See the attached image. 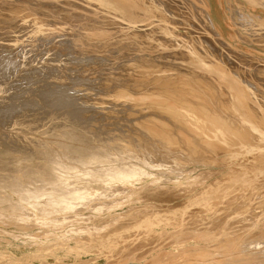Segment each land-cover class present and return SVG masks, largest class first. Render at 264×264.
<instances>
[{"label":"bare ground","instance_id":"bare-ground-1","mask_svg":"<svg viewBox=\"0 0 264 264\" xmlns=\"http://www.w3.org/2000/svg\"><path fill=\"white\" fill-rule=\"evenodd\" d=\"M36 1L37 0H0V6L4 9V11H6L5 14L7 13L6 19L0 17V32L6 31V35L8 36V34L13 33V25H16V23L14 24V22H17V19H22L23 21H25L27 20V18L31 19L29 17L32 16L35 18V16H37V14L39 13L38 6H36L38 5V3ZM40 1L41 0H39V2ZM87 1H70V5H74V7L71 6L73 12L70 13H75L76 15L78 14L77 16H80L79 14H81V12L82 14L85 12L84 15L89 14L90 16H94L96 14L97 16L95 15V18L97 19V17H100L102 12H104L109 16L105 14L106 16L101 17H108L109 21L108 19L107 21L105 20L106 23H102L105 26L99 25L100 27H98L97 23V26H95V23H91L90 20V23L92 25L94 24V27L92 28L93 30L91 29L92 31H89L90 33L86 34L85 37H87L88 35L90 38L93 36L91 39L97 38L98 40V38H103L105 41L106 36H108V33L110 32V29L109 31L107 30L108 27H112L115 24H125L123 32H125L126 35H124L123 33L121 34L126 36L127 40H139L140 42L139 38H142L144 39L143 41L147 40L146 42L149 43L150 46L148 47L151 49L146 46L147 48L145 47V51H143L144 49L139 50L141 51L139 52V57L137 56L138 53L135 54L133 52L137 56V58L134 57L135 59L133 58V62L131 61L132 63L129 64V66L127 65L128 71L126 73H124L123 71L119 72V70H121L122 68L125 69L124 63V65H121V69L118 67L119 70H115V72H112V74H109L111 72H108V74H105L104 72L102 73V69L101 73H99L98 71V75L93 76V78L97 77L95 81L97 85L99 84V86H101L103 90H106V92H101L107 93L109 94V96L100 95L99 97L97 94V96L94 95L93 91L95 89L92 90L91 88L92 86H94V83L91 82L94 81L93 79L82 81L86 85H84L85 87L81 85L80 88H86L85 90H87L86 93L88 94L84 99V97H82L80 94H77L79 93L77 91L76 95H78V98L81 96V100L72 99V96L70 95L72 94L70 93V89L69 91L67 90L58 94L56 93L50 100L43 99L44 97L42 98V94H40V99L42 98L41 100L38 99L37 101H31V98L29 99L28 95H33L37 87H29L30 89H28V92H25L24 96L21 97V99L23 98V100L20 99L21 103L24 102L23 104L28 105L33 103L38 105L40 104L39 107L42 113H45L46 109L44 110V108H47L48 110L54 109V111H56L57 109L63 110L56 112L57 114H59V116L64 115V113L66 112L71 113L73 115V118L82 116V118L80 119L81 121L77 120L79 119L78 117L76 119L74 118L75 120H71L69 122V124L71 123V126L69 125V128H67L66 131H63V134H65L66 136L69 135V137H74L77 142L84 141L85 143L88 142L89 144H91L90 141H93L97 142L99 145L97 147H93L95 145L94 144L92 145V147L91 145L89 147L88 144H85V146L81 144L75 145V143H73L74 146H64L69 147L68 149L69 151H71V153L77 154L80 150L86 153V156L84 155L81 158H83L84 166L87 167H84L83 170L82 168H78L80 169V171L77 173L74 172L75 174L71 172L73 176L70 178H68V176L66 178L61 173H56V170L50 176H47L43 173L41 174V172H39L40 169H37L38 166L35 168L37 164L34 163V154L32 153L30 155L28 154L29 152H22L24 151L23 149H21L19 146L13 145V149L18 150L19 154L17 153V155L15 156L16 159L11 162L12 167L10 169L14 171L13 173L17 176L18 179L14 182L6 181V178L5 180H0V182H2V184L0 183V189L2 188L0 190V220L1 218L2 220L9 219L7 220L8 223L10 222L15 227L17 226L18 228H23V230L29 231V229L31 228L35 229L34 223L36 221H38L37 223H40L39 220L41 219L43 221L45 220L46 222L47 218L55 212L58 214H62V217L60 215V217L62 218L60 222L63 221L64 223L71 218H75L77 220L81 219L80 216L84 214V211H90L89 213L95 212V214L104 212V215L101 216V213L100 215H96V217H92L94 219L89 220L93 222L94 226H96V223H102V225L107 224V226L111 225L110 227L115 228V231H111L113 232V234L106 235V233H108L106 232V236L103 235L104 232H101V230L105 229L103 226V229H97V231H100L101 233H89L85 238H81L83 236H79L77 239L75 238L77 243L72 239L73 241H75L77 247L68 249L67 253H69V256L72 252L77 253L76 255H79V253L85 254V252L89 251V249H95L100 252V254H106L105 256L108 259V262L106 264H264V90H262L264 86L263 84H258L260 83L258 82L259 80L256 81L257 78L260 79L261 77H264L261 76L262 74H264V65H262V62L264 61L252 55V53H250L249 55L240 51L236 47H233L230 42L224 38L221 30L216 25L210 14L209 0H188L191 6L194 8V12L190 10L191 18H197V21H199V23L196 25L202 26L204 31L207 33L206 36H203L201 34L203 37H200L199 40H196L195 38L181 39L179 38L180 35H178V32L176 31L178 28L176 29V27H172L173 25L171 24H176L177 21L173 22L175 21L173 20L171 23L170 21L172 18L170 19V15L171 12H176L175 9L178 10L179 7L176 8L177 6L175 7V5L179 4L174 5V3L172 2V6L175 7V9L171 11V9H169L170 6L163 5L161 3V0H101L103 5H101V10L98 7V9L101 11V14L98 15L100 12L98 10L95 11V8L92 10V12H94L95 14H92V8H88V4L91 1ZM184 1L181 0L182 3H184ZM242 1L243 3L237 1L234 5L232 0H227V6L232 16L231 18L238 27V30H236L237 38L242 43L244 42L247 45L249 44L254 46L253 49L255 50L258 49L264 51V18L262 16H256L251 12L252 10H257L258 8L264 10V0ZM32 2H36L37 4L34 5L35 3ZM43 2L41 1V5H43L46 1L44 3ZM51 2L53 3V1ZM57 2L58 1H55V3ZM177 2L178 0L176 1V3ZM60 3L61 1L59 0V4ZM48 4L50 3L48 2ZM59 4L58 6H60ZM186 5L185 7H187ZM92 6L95 7L96 5ZM42 8L41 11L44 12L46 8ZM47 10L48 9H46L45 11ZM49 11L46 12L47 15H49ZM66 12H64L63 10V12L60 14L64 13L63 15H65ZM178 12L176 14H178ZM180 12L182 13V11ZM69 14L66 13L67 17ZM52 15L55 17L54 14ZM57 15L59 14L57 13ZM76 15L74 17L75 19ZM43 17L46 16L44 15ZM72 17L73 16H70V18ZM250 17H253L254 20H251ZM38 18L39 16H37L32 23V25L34 24V30L32 29L34 32L32 31L31 34H33L34 36L37 35L36 33L38 32L37 30L39 29V27L50 28L49 23H45V25L41 22L42 17L40 18L41 21H39ZM55 18L57 19V17ZM79 18L77 20L81 19ZM83 18H85V16ZM88 18L86 15L87 20H89ZM95 18L92 20L96 21ZM176 18L173 17V19ZM156 19L158 20L155 21ZM57 20L58 22L61 21V19ZM71 20L73 21V18ZM98 20L99 19H97V21ZM101 20L103 21L104 19ZM48 21L49 20H47L46 22ZM83 21L85 22L86 20L80 21V24H82ZM102 21L99 20V24ZM187 21H185V23ZM193 21L195 22V20ZM12 22L13 25H11V28L10 23ZM21 22H18L16 26H19V24L22 25ZM25 23L22 25V27L29 24ZM72 24H74V22H72ZM32 25L30 24L31 27ZM61 25L63 24H60V26ZM75 25L77 26V24ZM85 25L87 26V21ZM138 25L141 26L139 27ZM67 26L70 29V25ZM106 26L108 27L105 28ZM118 26L116 25L115 27ZM22 27H20V30ZM62 27H64V25L61 26V28ZM149 27L152 29L150 30ZM183 27L185 26H182L181 28L183 29ZM190 27L186 26V28L188 29H185V31L187 32ZM193 27L194 25L192 26V28ZM61 28H59L58 30H60ZM65 29L62 28V31H65ZM86 29L89 30L90 28L88 29L87 27ZM116 29L118 30V28ZM82 30L81 32H83ZM87 30H85V33ZM193 30L196 31V28ZM70 31L72 30L70 29ZM120 31L122 32V30H119L117 32L120 33ZM22 32H24V30H22ZM114 32H112L114 35L119 36ZM196 32L201 33V31ZM196 32L194 33L197 34ZM13 34L16 35L15 33ZM18 34L17 36L20 35ZM155 34H159L157 36L161 37L162 42L156 39V41L158 40L157 42L159 43V45L153 47L154 44H157L156 41L154 43L151 42V37L153 35L156 36ZM30 37H32V35ZM114 38L116 37L114 36L113 39ZM10 39H12V37ZM95 39L93 41H96ZM124 39L125 38H123V41ZM0 40H2V37L0 38ZM16 40L17 38L13 39V41ZM109 40L110 39L108 38V44L110 43ZM39 41L41 40L39 39ZM89 41L92 42V40L90 39ZM125 41L123 42V44L125 43ZM135 41L132 42H134L135 44ZM143 41L141 40L140 42L142 48ZM148 41H150L151 43ZM115 42L117 41H114V43ZM137 42L138 41H136V43ZM0 43V47H4L6 45L4 44V42ZM130 43L129 45H131ZM117 44V47L121 46L120 43L119 45ZM103 46L106 47L107 45L103 44ZM137 46L134 47H140V45L138 44ZM75 47H72V57H66L67 60L64 63L62 62V65H66V63H69V61L76 62V67H78L77 71L80 72V75H84L85 73H87V69H90L91 67L103 68L105 66L103 65L105 61H108V59H105L107 57L103 58L102 60L96 59L97 61H94L92 59L94 62L92 61L91 63L90 57L87 60L83 61L76 60L77 57L80 56L78 55V52L80 50H76ZM109 47L111 49V46H108V48ZM113 48L115 49V47ZM153 48H158L157 51L161 53H159V55H152L153 51L151 50H153ZM91 49L94 50L95 48ZM49 51H52V49H50ZM157 51L156 53H158ZM129 52L127 53L128 55ZM107 54L106 56L109 55ZM122 54L124 53L122 52ZM166 54L170 55L169 59H167ZM60 55V50L56 49L53 55L55 57V60H58ZM76 55L78 56L75 57ZM100 56L101 58L104 57V55ZM112 56L108 58L112 59ZM25 58L27 57H21L17 60H21L23 63H25L27 62ZM116 60H118V58ZM61 61L62 59L60 60V62ZM162 62H164V68L161 67L163 65ZM115 64H117L115 65L117 67L119 62ZM55 65L56 63L51 66V69L57 70L58 66ZM73 72L76 73V71ZM93 73L92 75L95 74ZM59 74L62 75L61 73ZM77 76L79 77V75ZM82 78L84 77L82 76ZM50 79L54 80L51 77ZM38 80L40 81V79ZM60 81H57L56 83L58 84V82ZM72 81L75 82L74 80ZM41 82L44 83L43 81ZM89 82L91 83L89 84ZM42 83L41 86H43ZM46 83H44V85L48 84L49 87H52L53 85L49 82L47 84ZM70 86L72 87L74 85L72 84ZM57 87L59 88V86ZM84 88L82 90H84ZM110 88L113 90L108 91L107 89L110 90ZM77 89L81 91L79 88ZM51 90H55V88ZM72 90L74 89L72 88ZM90 90H92L95 97L90 96ZM49 91L50 90H47V93ZM74 92H76V90H74ZM95 92L98 93L97 90ZM82 98L84 100H82ZM17 100L18 98L16 99L15 104L12 103L11 105L10 101L12 100L8 101L10 103L6 109L7 113L17 112V104L20 103H17ZM89 108L94 109V111L96 110L97 112L95 114L93 112L91 119H88L90 115H83V111L88 110ZM73 109H78L79 112L76 113V111H74ZM51 111H46V113H51ZM107 111L113 113L114 118L117 117L115 115H118V117H120L118 119L119 123L117 122L118 124L112 122L114 121V119L112 120V118L111 122L105 120L108 119L106 117L108 113ZM99 112L102 113V121H98L101 119H98V116H96L97 114H99ZM10 116H14V114ZM67 120H65V122H68ZM94 121H96L97 124L94 123ZM81 122H83L84 124L82 125ZM91 122L94 123V126L92 124L93 128L96 127L95 124L97 125V127L91 129ZM65 125H67V123ZM87 127L91 130L87 131ZM31 140L33 142L27 145L29 146L28 148L33 151L38 138ZM66 143L70 144L67 141ZM51 148L61 149L60 146L55 147L53 145L51 146ZM11 155L9 154V156ZM8 163L10 165V162ZM90 164H93V166H90ZM48 166L50 167V164ZM68 166L70 167V163ZM192 166L193 168H197L196 171L192 172L191 170L192 173H190L189 169L185 170L186 168ZM59 171L60 170H58V172ZM65 173L68 174V172ZM216 174L220 175L222 178L210 184L207 181L208 178L210 179V177ZM35 179H38L39 181H42L50 186V189L48 188L50 192H47V194L43 192V194L45 193L44 195H39V193L37 194L36 192L34 195H31V191L26 190L24 187L26 183H30ZM103 185L106 186V188L112 193L111 196H109V194L107 193L109 197H112V199L110 198L111 202H108L110 200L106 197L107 195L104 194L105 191L103 193H99L98 187H101ZM3 189H9V193H11L12 191L20 193V198L18 197L19 200L17 199L18 201L15 202H13L14 200L8 201L9 196H12H8L7 190L3 192ZM36 190L38 189L36 188ZM17 193H15V195ZM150 200L153 202H151ZM149 201L151 203H148ZM174 202H176L177 204L182 203V205L180 207H172L171 209H169V207L172 206ZM141 203L144 204L143 207H141L142 205L140 206ZM163 208H168V210H164ZM118 211H121V214H117ZM30 214H32L33 217ZM53 215L50 216L52 219ZM41 216H45V218ZM55 216H57V214ZM63 216H65V218ZM60 217H57V219H61ZM81 220L83 221V219ZM53 221L54 219L52 220V223ZM6 222L4 221V224ZM84 222H81V224ZM37 223L36 227L38 226ZM73 223L75 222L72 219V224ZM4 224H1L0 226ZM46 225L50 226V223H46ZM46 225H43L44 227L42 226V228H45ZM63 225L66 226V223ZM50 227H48V229ZM68 227L69 226H67V228ZM62 228L64 229V227ZM106 228L109 229V226ZM58 230L62 231L60 230V227ZM82 230L84 231V228ZM13 233L15 235V232ZM79 233L81 234L82 232ZM2 234L4 235L5 232ZM7 234H5L4 236H6ZM38 234L37 237L39 236ZM46 234L50 235V233ZM12 235H10L11 237H13L12 239L16 238ZM43 235L40 234L41 237H43ZM66 235H68V233ZM31 236L33 238V235ZM47 236L48 235H46V237ZM54 236L55 235H53V237ZM37 237L35 239H37ZM49 239L50 238L48 236L47 241ZM53 239L56 238L54 237ZM69 240L71 243V238ZM69 240H67L68 243ZM67 241L64 242L67 243ZM64 242H62V244ZM61 246V250L65 248H61ZM53 248L51 250H53ZM55 249L56 247L54 248V251L57 252L58 249ZM45 250H48V248H45L43 250L41 249V252ZM49 252V255L50 253H53L52 251L50 253ZM92 253H94V255H97V253L95 252ZM67 255L68 254H66V256ZM89 255L91 256L92 254ZM38 256L41 257L40 259L42 260L45 258H43V256H40L39 254ZM50 256H52V254ZM86 256L88 255L86 254ZM4 257L3 260H5ZM80 257L82 256L80 255ZM7 258L6 260H8ZM77 258H79V256H77ZM62 260L64 261V259ZM20 261L21 259L18 262H15V264L20 263ZM29 261L30 259L26 258L23 262H25L24 264H29ZM60 261L57 260V263H59ZM89 261L84 263L79 262V264H89ZM96 262H94V264ZM11 263L12 262H9V264Z\"/></svg>","mask_w":264,"mask_h":264},{"label":"rangeland","instance_id":"rangeland-1","mask_svg":"<svg viewBox=\"0 0 264 264\" xmlns=\"http://www.w3.org/2000/svg\"><path fill=\"white\" fill-rule=\"evenodd\" d=\"M17 1V0H16ZM22 1H27V0H22ZM35 1V0H34ZM42 2H43V0H41ZM41 1L39 2V0H37L36 2L38 3V5H36L37 3L36 2H32V3H35L34 5H36V6H38V14H37V16H39V21H41L43 24H48L49 23V25H50V28H43V27H39V29L37 30L38 32L35 34L36 36H34L33 34H31L32 33V31L34 30L33 28V26H34V24L32 25V23H33V20L37 17V16H35V18L33 19L32 17H29V18H31V19H28L27 18V20H25V21H23L22 19L21 20H18L17 19V22H14V24L16 23V25H17V23L19 22H21L22 23V25L25 23V22H27V23H25V24H28V25H24L23 27H22V25L21 24H19V26L20 27H22L21 28V30H20V27L19 26H16V25H13V22L12 23H10V26L11 25H13L14 26V28L12 29V32L13 33H15L16 35H14L13 33H10V34H8V36L6 35V31L5 32H3V31H1L0 32V38L2 37V40H0V42H4V44H6L4 47H0V77H1V79H0V136L2 137H0V180H5V178H6V181H10V182H14V181H16L18 178H17V176L13 173L14 171L12 170V169H10L11 167H12V163L11 162H13V160H15L16 159V155H17V153L19 154V151L18 150H15V149H13V145H15V146H19L21 149H23L24 151H22V152H29L28 154H34V163H36V164H34V165H36L35 166V168L37 167V169L39 170V172H41V174L43 173V174H45V175H47V176H50V175H52L53 173H54V171L56 172V173H61L63 176H65L66 178H67V176H68V178H70V177H72L73 175H72V173H77V172H79L80 171V169L82 168V170H83V168L84 167H87V166H84V164H83V158H81L82 156H86V153H84V152H82L81 150V152L80 151H78V153L77 154H75V153H71V151H69V147H64V146H68V145H73L74 146V144L73 143H75V145H79V144H81V145H87L88 144V146L90 147V145H91V147H92V145H94L93 147H97L99 144L97 143V142H93V141H90V143L91 144H89L88 142H82V141H76V139L74 138V137H72V136H70L69 137V135L68 136H66L65 134H63V131H66L67 130V128H69V125L71 124H69V122L71 121V120H75L77 117L79 118V119H77V120H79V121H81L80 119L82 118V116L80 117V116H77V117H74L73 118V115L71 114V113H68V112H66V113H64V115H60L59 116V114H57L56 112L57 111H63V110H56V111H54V109L51 111V110H48L47 108H44V110H45V113H46V111H51V113H42V111H40L41 109H40V107H39V105L38 104H35V103H33V104H23L24 102H20L21 100H23V98L21 99V97L22 96H24V94H25V92H28V89H30V88H35V87H37L36 89H35V91H34V94L33 95H28V98L30 99L31 98V101L32 100H34V101H37L38 99L39 100H41L43 97V99H45V100H50L51 98H53V96L57 93H61V92H65V91H69L70 89V93H74L73 95L72 94H70L71 96H72V99H76V100H81L80 98H81V96L82 97H84V99H85V97H86V95L88 94V93H86V91L87 90H85L86 88H84L85 86L84 85H86L85 83H83L82 81L84 80V81H86V80H88V79H93L94 81H91L92 83H94V86H92L91 88H92V90H94L93 92H94V95H98L99 97H100V95H102V96H109V94H107V93H103V92H101V91H104V92H106V90H103L102 88H101V86H99V84L97 85V83L95 82L96 81V79H97V77H94L93 78V76H97L98 74H97V72L99 71V73H101V71H102V69H103V71H102V73L104 72L105 74H108V72H111V73H109V74H112V72L114 73L115 72V70H119V68L121 69L122 68V66L121 65H124V63H125V69L124 68H122L121 70H119V72L121 71H123L124 73H126L127 71H128V69H127V67L129 66V64H131L132 62H133V58L135 57V58H137V56L139 57V52H141V51H139V50H143V51H145L146 49H145V47L147 46H149V43H147L146 41L147 40H145V41H143L144 39H142V38H139L140 39V42H141V40L143 41L142 42V46H143V48L141 47V44H140V42H139V40H136V41H138L137 43H136V41L135 40H130L129 41V39L127 40L126 38V36H124V35H126V33L125 32H123L124 30V28H125V24L123 25H121V24H115V25H113L112 27H108V26H106L105 28H107V30L109 31V29H110V32L108 33L109 35L108 36H106V38H105V41L107 42L108 41V38L110 39L109 40V44H108V42L106 43L105 41H104V39L103 38H98V40H97V38L95 39L96 41H93L94 39H91L88 35H87V37H85L86 36V34H88V33H90L93 29V27H94V24L92 25L91 23H95V26H97L98 25V27H100L99 25H104V24H102V23H106V21H107V19H108V17H101V16H109L108 14H106V13H104V12H102V14H101V5H103L102 4V2H101V0H89V1H87V0H83V1H87V2H90L89 4H88V8L89 9H91V12H92V10L94 9L95 11H99L97 14L98 15H100V17H97V19H99L100 21H102L101 19H104L102 22H100V24H99V20L97 21V19L95 18L97 15L94 13V12H92V14H95L94 16H90L89 14H86L87 15V18L89 19V20H87L86 19V15H84L85 14V12L82 14V12H81V14L83 15H81V14H79L80 16H77L75 13H70V12H73L72 10V8H71V6H73L74 7V5H70L71 4V2L70 1H72V0H63V2H62V0H60L61 1V3H62V5H61V3L59 4V0H44V4L43 5H41L42 3H41ZM51 1H53V3L51 2ZM55 1H58L57 3H55ZM69 1V2H68ZM78 1V0H77ZM160 1V0H159ZM176 1L177 0H170V2H169V0H161V3L163 4V5H166V6H170L169 7V9H171V11L172 10H174L175 9V7L176 8H178V10H176L175 9V11L176 12H171V15H170V19H171V23H172V21L173 20H175V21H173V22H178V21H183V22H176V24L175 23H173V24H171V25H173L172 27H176V31L178 32L177 34L178 35H180V37L179 38H181V39H185V38H192V39H196V40H199V38L200 37H203V36H206L207 35V33L204 31V29H203V27L202 26H200V25H196V24H198L199 23V21H197L198 19L196 18H191V15H190V10H192V12H194V8L191 6V4H190V2L188 1H184V0H182V1H184V3H182L181 2V0H178V2L176 3ZM237 1H239V2H241V3H243V1L242 0H232V2L234 3V5L236 4L235 2H237ZM48 2L50 3V4H48ZM67 2V3H66ZM94 2V3H93ZM99 2V3H98ZM169 2V3H168ZM174 3V5L175 4H179V5H175V7H173L172 5H173V3ZM179 2H181V3H179ZM64 3V4H63ZM66 3V4H65ZM69 3V4H68ZM186 3H187V5H186ZM209 3H210V14H211V16H212V18H213V20H214V22L216 23V25L219 27V29L221 30V33H222V35L224 36V38L226 39V40H228L229 42H230V44L233 46V47H236L237 49H239L240 51H242V52H244V53H246V54H249L250 55V53H252V55H254V56H256V57H258L260 60H263L264 61V51H262V50H255V49H253V47L254 46H252V45H247L246 43H242L238 38H237V33H236V30H238V27L236 26V24L233 22V20H232V16H231V13H230V10H229V8H228V6H227V0H209ZM53 4V5H52ZM58 4L60 5V6H58ZM181 4V5H180ZM41 7H40V6ZM45 5V6H44ZM50 5H51V7H50ZM57 5V6H56ZM92 5H96L95 7H93ZM185 5L187 6V7H185ZM47 6V7H46ZM53 6V7H52ZM69 8H71V9H69ZM182 6H184V7H182ZM190 7V9H189V7ZM40 7V8H39ZM43 7V8H42ZM44 7L46 8V9H48L47 11H49L50 13H48L49 15H47L46 14V12L47 11H45L44 10V12H42L41 11V8L42 9H44ZM49 7V8H48ZM58 7V8H57ZM65 7V8H64ZM67 7V8H66ZM98 7H99V9H98ZM171 7H173V8H171ZM50 8H52V9H50ZM64 8V9H63ZM182 8H184V9H182ZM191 8H193V9H191ZM0 9H1V13H2V15H1V13H0V17H2L3 19H6V14H5V12L6 11H4V9L0 6ZM2 9H3V12H2ZM53 9H55V10H53ZM57 9V10H56ZM64 10V12H66L67 10V14H69L70 16H73L72 18H73V21L71 20L72 18H70V16L68 15V17H67V15H66V13H65V15H63V14H60V13H62L63 12V10ZM62 10V11H61ZM182 11V13L180 12V11ZM188 11V12H185V11ZM54 11V12H53ZM56 11V12H55ZM59 11V12H58ZM179 11V12H178ZM178 12V14H176ZM254 15H256V16H262L263 18H264V10H262V9H260V8H258L257 10H252L251 11ZM44 13V14H43ZM54 14L55 15V17H57V19H61V23L60 22H58V20L52 15V14ZM56 13V14H55ZM57 13L59 14V15H57ZM175 13V14H174ZM180 13V14H179ZM189 15H188V14ZM4 14V15H3ZM91 14V15H92ZM106 14V15H105ZM174 16H173V15ZM182 14V15H181ZM186 14H187V16H186ZM41 15V16H40ZM46 16V17H43V16ZM61 15V16H60ZM75 15H76V19L74 18L75 17ZM89 15V16H88ZM85 16V18H83ZM184 16V17H183ZM253 16V15H252ZM42 17V19L40 20V18ZM51 17H52V19H51ZM58 17H60V18H58ZM81 19H80V18ZM93 17V18H92ZM173 17H177L176 19H173ZM186 17V18H185ZM47 18V19H46ZM55 18V19H54ZM67 18H69V19H67ZM80 19V20H77V19ZM91 18V19H90ZM96 19V21L95 20H92V19ZM183 18H185V19H182ZM189 18V19H188ZM251 18V20H254V18L253 17H250ZM64 21H63V20ZM75 19V20H74ZM192 19V20H191ZM28 20H30L31 21V23H30V21H28ZM44 20V21H43ZM47 20H51L50 22L48 21V22H46ZM77 20V21H76ZM82 20H86L87 21V26L85 25L86 24V21L84 22H82V24H80L81 22L80 21H82ZM90 20H91V23H90ZM106 20V21H105ZM118 20H120V19H118ZM158 19H156L155 21H157ZM189 22H188V21ZM193 20H195V22L193 21ZM69 21V22H68ZM70 21H71V24H72V22H74V24H70ZM108 21H109V19H108ZM185 21H187L186 23H185ZM197 21V22H196ZM53 22V23H52ZM55 22V23H54ZM63 22V23H62ZM68 24H67V23ZM76 22V23H75ZM35 23V22H34ZM63 24L64 25V27H62L63 29H65L66 27V29H69V27L67 26V25H70V29L72 30V31H70V29L69 30H66L65 29V31L63 30L62 31V28H61V26H63V25H61L60 26V24ZM96 23H97V25H96ZM191 23V24H190ZM30 24L32 25V27L30 26ZM45 24V25H46ZM66 24V25H65ZM75 24H77V26L75 25ZM90 24V25H89ZM181 24H182V26H185V27H183V29L181 28L182 26H181ZM184 24V25H183ZM186 24V25H185ZM188 24H189V26H188ZM54 25V26H53ZM56 25V26H55ZM79 25V26H78ZM89 25V26H88ZM118 26V27H115V26ZM194 25V27L192 28V26ZM54 28H53V27ZM66 26V27H65ZM73 26H75V27H73ZM82 26V27H81ZM83 26H84V28H85V26H86V28L88 27V29L89 30H87L86 28L84 29L83 28ZM92 26V27H91ZM105 26V25H104ZM123 28H122V27ZM139 27L141 26V25H138ZM180 26V27H179ZM186 26L187 27H190L189 28V30L186 32L185 31V29L187 30L188 28H186ZM31 27V28H30ZM78 27V28H77ZM152 27V26H151ZM11 28H12V26H11ZM59 28H61L60 30H58ZM77 28V29H76ZM84 29V30H82V29ZM116 28H118V30L116 29ZM121 28V29H120ZM153 28V27H152ZM152 28H150L149 27V29L151 30ZM181 28V29H180ZM196 28V31H201V33L200 32H196L195 30H193V29H195ZM16 30V32H15V30ZM25 29H27V30H25ZM29 29V30H28ZM33 29V30H32ZM41 29V30H40ZM52 29V30H51ZM54 29V30H53ZM92 29V30H91ZM180 29V30H179ZM22 30H24V32H22ZM74 30V31H73ZM78 30V31H77ZM81 30L83 31V32H81ZM85 30H87L86 31V33H85ZM116 30V31H115ZM119 30H122V32L120 31V33H118L117 31H119ZM192 30V31H191ZM19 31V32H18ZM21 31V32H20ZM26 31V32H25ZM41 31V32H40ZM69 31V32H68ZM80 31V32H79ZM90 31V32H89ZM107 31V32H108ZM115 31V32H114ZM3 32V33H2ZM34 32V31H33ZM64 32V33H63ZM65 32H67V33H65ZM112 32H114L115 34H117V35H119V36H116V35H114ZM193 32V33H192ZM194 32H196L197 34H195ZM2 33V34H1ZM20 35H19V34ZM83 33V34H82ZM121 33H123V34H121ZM186 33V34H185ZM192 33V34H191ZM199 33H200V35H199ZM206 33V34H205ZM14 36H13V35ZM17 34L19 35V36H17ZM32 35V37H30L31 35ZM59 34V35H58ZM78 34V35H77ZM122 36H121V35ZM188 34V35H187ZM203 36H202V35ZM205 34V35H204ZM11 35V36H10ZM30 35V36H29ZM41 37H40V36ZM43 35V36H42ZM111 35H112V37H111ZM116 37V38H114L113 39V37L114 36ZM156 36H152L151 37V39L152 40H154V41H152L151 40V42H155L156 41V39H158L160 42H162V40H161V37L160 36H157V35H159V34H155ZM187 37H186V36ZM38 36V37H37ZM45 36V37H44ZM63 36V37H62ZM77 36V37H76ZM195 36V37H194ZM4 37V38H3ZM8 37V38H7ZM12 37V39H10V38ZM14 37V38H13ZM23 37V38H22ZM153 37H154V39H153ZM156 37V38H155ZM198 37V38H197ZM209 37V36H208ZM17 38V40L16 41H13V39H16ZM22 38V39H21ZM30 38V39H29ZM34 38V39H33ZM48 38V39H47ZM78 38V39H77ZM88 38V39H87ZM123 38H125L126 39V41H127V43H126V41H125V39H124V41H125V45L123 44ZM19 39V40H18ZM38 39V40H37ZM39 39L41 40V41H39ZM73 39V40H72ZM83 39H84V41H83ZM89 39L90 40H92V42H90L89 41ZM99 39H101V40H99ZM111 39H113V40H111ZM118 39V40H117ZM121 39V40H120ZM61 40V41H60ZM79 40V41H78ZM83 41V43H82V41ZM157 40V41H158ZM13 41V42H12ZM33 42V44H32V42ZM34 41H36V42H34ZM39 41V42H38ZM42 41H43V44H42ZM58 43H57V42ZM81 41V42H80ZM90 42V43H88V42ZM100 41V42H99ZM103 41V42H102ZM114 41H117V42H115L114 43ZM119 41H121V42H119ZM123 41V42H122ZM129 41V42H128ZM132 41H135V44H134V42H132ZM156 41V42H157ZM8 42V43H7ZM113 42V43H112ZM120 43L121 44V46L119 47V49H118V47L116 46V44L117 43ZM131 42V43H130ZM148 42H150V41H148ZM150 42V43H151ZM31 43V44H30ZM68 43V44H67ZM77 43H80V44H77ZM85 43H87V44H85ZM96 43V44H95ZM119 43L117 44V45H119ZM129 43L131 44V45H129ZM152 43V44H153ZM1 44V43H0ZM38 44V45H37ZM55 44H56V48H55ZM60 44H62V45H60ZM84 44V45H83ZM89 44V45H88ZM91 44V45H90ZM94 46H93V45ZM103 44H105V45H107L106 47L105 46H103ZM137 44L138 45H140V47L139 48H137L138 46H137ZM238 44V45H237ZM29 45V46H28ZM96 45H97V48H96ZM123 45V46H122ZM156 45H159V43L157 42V44H154V46L153 47H156ZM76 46V47H75ZM78 46V47H77ZM91 46V47H90ZM93 46V47H92ZM103 46V47H102ZM108 46H111V49H110V47L108 48ZM134 46H137V47H134ZM7 47V48H6ZM75 47L76 48V50H80L78 53V55H80V56H78V55H76L75 57H77V59L76 60H81V61H83V60H87L89 57H90V59H91V61H90V63L94 60V61H97L98 59L100 60H102L103 58H105V57H107V58H105L106 60L108 59V61H105V63L103 64V65H105L103 68H99V67H91L90 69L88 68L87 69V73H85L86 74V76H85V74L84 75H80V72H78L77 70V68L78 67H76V62H70L69 61V63H66V65H62L64 62H66V57H72V50H73V48ZM83 47V48H82ZM89 47H90V49H89ZM98 47H99V50H98ZM113 47H115V49L113 48ZM133 47V48H132ZM146 47V48H147ZM150 47V46H149ZM148 47V48H149ZM158 47V46H157ZM47 48V49H46ZM60 48V49H59ZM91 48H95L94 50L93 49H91ZM101 48V49H100ZM121 48V49H120ZM132 48V49H131ZM256 48V47H255ZM25 49V50H24ZM28 49V50H27ZM45 49V50H44ZM50 49H52V51H49ZM54 49V50H53ZM56 49H58V50H60V52H61V55L59 56V61L56 59L55 60V57L53 56L54 55V51L56 50ZM70 49V50H69ZM82 49V50H81ZM104 49V50H103ZM117 49V50H116ZM124 49V50H123ZM134 49V50H133ZM138 49V50H137ZM149 49H151V48H149ZM2 50V51H1ZM32 51V53H31V51ZM90 50H93V51H90ZM120 50H121V53H120ZM154 50H158V48L156 49V48H153V50H151V51H153L152 52V55H159V53H161V52H158V53H156V51H154ZM34 51V52H33ZM83 51V52H82ZM90 51V52H89ZM103 52V54H102V52ZM107 51V52H106ZM116 51V52H115ZM126 51V52H125ZM130 51V52H129ZM132 51V52H131ZM136 51V52H135ZM17 52V53H16ZM19 52V53H18ZM98 52V53H97ZM100 52H101V54H100ZM109 52V53H108ZM112 52V53H111ZM118 52V53H117ZM122 52L124 53V54H122ZM129 52V55L127 54ZM137 54V56L134 54ZM149 52V51H148ZM31 53V54H30ZM53 53V54H52ZM110 55V56H112V59L111 58H108V57H110L108 54ZM120 53V54H119ZM151 53V52H150ZM156 53V54H155ZM19 54V55H18ZM31 56H30V55ZM82 54V55H81ZM85 54V55H84ZM97 54V55H96ZM106 54L108 55V56H106ZM127 54V55H126ZM131 54V55H130ZM134 54V55H133ZM3 55V56H2ZM24 55V56H23ZM30 57H29V56ZM67 55V56H66ZM100 55H104V57H102L101 58V56ZM115 55V56H114ZM116 55H117V57H116ZM121 55H122V57H121ZM19 56V57H18ZM51 56H53V57H51ZM82 56V57H81ZM96 56V57H95ZM9 57V58H8ZM21 57H27V58H25L26 59V61L27 62H25V63H23L21 60H17L18 58H21ZM33 57V58H32ZM47 57V58H46ZM81 57V58H80ZM92 57V58H91ZM166 57H167V59H169L170 58V55L169 54H166ZM7 58V59H6ZM118 58V60H116ZM128 58H130V59H128ZM134 58V59H135ZM38 59V60H37ZM48 59V60H47ZM62 59V61L60 62V60ZM65 59V60H64ZM71 59V58H70ZM93 59V60H92ZM97 59V60H96ZM116 61H115V60ZM128 59V60H127ZM132 59V60H131ZM53 60V61H52ZM115 62H114V61ZM130 60V61H129ZM19 61V62H18ZM54 61H55V63H56V65L58 66V68H57V70L56 69H51V66L53 65V64H55L54 63ZM93 61V62H94ZM113 61V62H112ZM132 61V62H131ZM41 62V63H40ZM58 62V63H57ZM63 62V63H62ZM68 62V61H67ZM108 62V63H107ZM119 62V64H118V66L116 67L115 65H117V64H115V63H118ZM128 62H130V63H128ZM165 62H166V60H165ZM10 63H12V64H10ZM23 63V64H22ZM50 63V64H49ZM52 63V64H51ZM78 63V62H77ZM109 63H111V64H109ZM164 62H162V64H163ZM95 64V63H94ZM113 64V65H112ZM13 65V66H12ZM23 65V66H22ZM24 65H26V66H24ZM55 65V66H56ZM59 65H61V66H59ZM102 65V66H103ZM128 65V66H127ZM262 65H264V62H262ZM63 66V67H62ZM66 67V68H65ZM119 67V68H118ZM124 67V66H123ZM162 68H164L165 67V65L163 64L162 66H161ZM43 68V69H42ZM45 68V69H44ZM53 68V67H52ZM71 68V69H70ZM99 69V70H97V69ZM110 68V69H109ZM118 68V69H117ZM12 69V70H11ZM69 69V70H68ZM104 69H105V71H104ZM127 69V70H126ZM3 70V71H2ZM17 70V71H16ZM91 70V71H90ZM94 70V71H93ZM96 70V71H95ZM10 71V72H9ZM60 71V72H59ZM73 71H76V73H74ZM90 71V72H89ZM20 72V73H19ZM37 72H38V74H37ZM56 72V73H55ZM96 74H94V73ZM118 72V71H117ZM2 73V74H1ZM24 73H26V74H24ZM59 73H61L62 75H60ZM78 73V74H77ZM89 73H90V75H89ZM92 73L94 74V75H92ZM7 76H5V75ZM27 74H28V76H27ZM31 74V75H30ZM35 74V75H34ZM40 74H41V76H40ZM57 74V75H56ZM64 74V75H63ZM88 74V75H87ZM9 75H10V77H9ZM60 75V76H59ZM72 75V76H71ZM77 75H79V77L77 76ZM4 76V77H3ZM50 76L51 78H53L54 80H52V79H50V77L48 78V77ZM59 76V77H58ZM67 76V77H66ZM74 76V77H73ZM82 76L85 78H82ZM261 76H264V74H262ZM35 77H37V78H35ZM41 77V78H40ZM65 77V78H64ZM260 77V76H259ZM20 78H22V79H20ZM47 78V79H46ZM67 78V79H66ZM79 78H82V79H79ZM6 79V80H5ZM29 81H28V80ZM38 79H40V81L38 80ZM49 79V80H48ZM55 79H57V80H55ZM63 80V81H60V80ZM67 81H66V80ZM69 79V80H68ZM261 79V80H260ZM257 78V80L256 81H258V82H260V83H258L259 85H262L263 84V86H264V77H261V78ZM1 80H3V81H1ZM11 80V81H10ZM32 80H34V81H32ZM45 80V81H44ZM72 80H74L75 82H73ZM27 81V82H26ZM37 81V82H36ZM41 81H43L44 83H46L47 81L51 84H53L52 85V87H49V85L47 84V85H44V83H42ZM52 81V82H51ZM57 81H60V82H58V84L56 83ZM67 83H66V82ZM11 82V83H10ZM21 82V83H20ZM72 82V83H71ZM82 84H81V83ZM91 82H89V84L91 83ZM27 83V84H26ZM39 83H40V85H39ZM41 83L43 84V86H41ZM55 83V84H54ZM61 83V84H60ZM69 83H71V84H69ZM77 83V84H76ZM8 84V85H7ZM14 84V85H13ZM21 84H23V85H21ZM35 84V85H34ZM64 84V85H63ZM74 85V86H70V85ZM78 84H79V86H78ZM19 85V86H18ZM26 85V86H25ZM32 85H34V86H32ZM37 85V86H36ZM59 86V88L57 87V86ZM62 85H63V87H62ZM84 86V87H81L80 88V86ZM39 86V87H38ZM47 86V87H46ZM51 86V85H50ZM68 86H69V88H68ZM98 86H99V90H98ZM15 87V88H14ZM30 87V88H29ZM42 87V88H41ZM67 87V88H66ZM71 87V88H70ZM76 87V88H75ZM94 87V88H93ZM97 89H96V88ZM20 88V89H19ZM44 88H45V90H44ZM54 89L55 88V90H57V91H55V90H51V89ZM72 88L74 89V90H76V92H74V90H72ZM77 88H79L81 91H79ZM84 88V90H82ZM102 90H101V89ZM26 89H27V91H26ZM50 90L48 93H47V90ZM63 89V90H62ZM92 90H90L91 92H90V96H93V97H95L94 95H93V92H92ZM97 90V92L98 93H96L95 91ZM108 91H112L113 89H111L110 88V90L109 89H107ZM262 90H264V88L262 89ZM44 91H45V93H44ZM53 93H52V92ZM55 91V92H54ZM77 91L79 92V93H77ZM22 92V93H21ZM35 92H36V94H35ZM81 92V93H80ZM43 93H44V95H43ZM76 93L79 95H81L79 98H78V95H76ZM100 93H102V94H100ZM40 94H42V98L40 99V97H41V95ZM19 95V96H18ZM36 95V96H35ZM40 95V96H39ZM96 95V96H97ZM115 95V94H114ZM35 96V97H34ZM51 96V97H50ZM39 97V98H38ZM15 98V99H14ZM18 98V100H17V103L18 102H20L19 104H17L18 105V107H17V112L16 113H7V107L9 106V103H10V105L12 104V103H14L15 104V102H16V99ZM21 99V100H20ZM36 99V100H35ZM83 98H82V100H84ZM10 100H12V101H10ZM8 101H10V102H8ZM33 101V102H34ZM3 102V103H2ZM6 103V104H5ZM22 104V105H21ZM31 105V106H30ZM20 106V107H19ZM33 106V107H32ZM26 107V108H25ZM33 108V109H32ZM39 110H38V109ZM32 109V110H31ZM74 111H76V113L77 112H79V110L78 109H73ZM35 114H34V113ZM81 112V111H80ZM93 112H94V114L95 113H97L96 112V110L94 111V109H91V108H89L88 110H85V111H83V115H86V116H88V115H90L89 116V118L88 119H91V117H92V115H93ZM108 112V111H107ZM54 113V114H53ZM68 113V114H67ZM101 112H99V114H97L96 116H98L97 118L98 119H101V120H98V121H102V118H103V116H102V113L100 114ZM106 113V112H105ZM109 113H111V112H108L107 113V118L108 119H105V120H108V121H112L113 119H114V121H112V122H114V123H119V121H118V119L120 118V117H118V115H115V116H117V117H115L116 119H117V121H116V119L114 118V114L113 113H111V114H109ZM12 114H14V116H10V115H12ZM112 114H113V117H112ZM36 115V116H35ZM44 115V116H43ZM55 115V116H54ZM65 115H66V117H65ZM108 115H110V116H108ZM50 116H51V118H50ZM99 116H101V117H99ZM56 117H58V118H56ZM109 117H110V119H109ZM13 118V119H12ZM63 118H65V119H63ZM70 120H69V119ZM111 118H112V120H111ZM44 119V120H43ZM68 119V120H67ZM57 122H56V121ZM62 120H64V121H62ZM65 120H67L68 122H65ZM61 121V122H60ZM120 121H121V119H120ZM124 121V120H123ZM12 122V123H11ZM3 123V124H2ZM67 123V125H65ZM94 123H96V121H94ZM94 123L93 122H91V125H90V128L91 129H94V128H96L97 127V123L95 124V126L96 127H94L93 128V126H94ZM117 123V124H118ZM54 124V125H53ZM81 124L83 125L84 123L83 122H81ZM92 124H93V126H92ZM29 125V126H28ZM33 125H34V127H33ZM48 125H50V126H48ZM61 125V126H60ZM64 126V127H63ZM66 126V127H65ZM71 126V125H70ZM45 128V129H43V128ZM50 127H52V128H50ZM37 128V129H36ZM88 129V127L86 128V130L88 131H90L91 129ZM10 129V130H9ZM27 129V130H26ZM48 129V130H47ZM55 129V130H54ZM65 129V130H64ZM38 130V131H37ZM50 130V131H49ZM26 131V132H25ZM3 134H2V133ZM42 132V133H41ZM61 132V133H60ZM9 133V134H8ZM37 133V134H36ZM50 133V134H49ZM28 134V135H27ZM43 134V135H42ZM45 134H47V135H45ZM52 134V135H51ZM58 134H61V135H58ZM38 135V136H37ZM49 135V136H48ZM35 136V137H34ZM60 136V137H59ZM64 136V137H63ZM66 136V137H65ZM43 137V138H42ZM49 137V138H48ZM4 138V139H3ZM12 138V139H11ZM19 138V139H18ZM26 138V139H25ZM38 138V140H37V142H36V145L34 146V150L33 151H31V149L30 148H28L29 146L27 145V144H31L33 141L31 140V139H37ZM57 138V139H56ZM60 138H64V139H60ZM72 140H71V139ZM2 139V140H1ZM44 139V140H43ZM70 139V140H69ZM10 140V141H9ZM12 140V141H11ZM58 140V141H57ZM65 140V141H64ZM2 141V142H1ZM47 141V142H46ZM61 141H63V142H61ZM66 141L68 142V143H70V144H67L66 143ZM71 141V142H70ZM75 141V142H74ZM9 142H11V143H8ZM16 142V143H15ZM57 142V143H56ZM78 143V144H77ZM84 143V144H83ZM93 143V144H92ZM8 145V146H7ZM10 145V146H9ZM26 147H25V146ZM48 145V146H47ZM60 146V148L61 149H54V148H51V146ZM85 145V146H86ZM4 146V147H3ZM24 146V147H23ZM45 146H47V147H45ZM87 146V147H88ZM63 147V148H62ZM45 150H44V149ZM46 148H47V150H46ZM12 149V150H11ZM37 149H39V150H37ZM52 149V150H51ZM54 149V150H53ZM41 150V151H40ZM48 150H50V151H48ZM60 152H59V151ZM35 151V152H34ZM69 151V152H68ZM37 152V153H36ZM51 152V153H50ZM36 153V154H35ZM59 153V154H58ZM66 153H68V154H66ZM9 154L11 155V156H9ZM83 154V155H82ZM53 155V156H52ZM66 155V156H65ZM8 156H9V158H8ZM60 156V157H59ZM62 156V157H61ZM70 156V157H69ZM72 156V157H71ZM6 158V159H5ZM63 158H65V159H63ZM61 159V160H60ZM68 159V160H67ZM12 160V161H11ZM57 160H59V161H57ZM80 160V161H79ZM69 161V162H68ZM8 162H10V165H9V163ZM40 162V163H39ZM43 162V163H42ZM52 162V163H51ZM69 163H70V167L68 166L69 165ZM5 164V165H4ZM6 164H8V165H6ZM41 164V165H40ZM50 164V167L48 166V165ZM56 164V165H55ZM45 165V166H44ZM93 166V164H90V166ZM7 166V167H6ZM42 166H43V168H42ZM49 168H48V167ZM64 166V167H63ZM74 166V167H73ZM47 167V168H46ZM54 169H53V168ZM67 167V168H66ZM50 168H52V169H50ZM67 169V170H64V169ZM69 168V169H68ZM78 168H80V169H78ZM195 168V169H194ZM193 168V166L192 167H189V168H186L185 170H188L189 169V171H190V173H192V172H194V171H196V167H194ZM2 170V171H1ZM6 170V171H5ZM43 170V171H42ZM48 172H47V171ZM51 170H52V172H51ZM58 170H60L59 172H58ZM185 170H184V172H185ZM191 170H192V172H191ZM2 172V173H1ZM65 172H68V174L67 173H65ZM72 172V173H71ZM6 173V174H5ZM47 173V174H46ZM49 173V174H48ZM64 173V174H63ZM74 173V174H75ZM4 174V175H3ZM12 174V175H11ZM67 174V175H66ZM4 176V177H3ZM3 177V178H2ZM222 177L220 176V175H213L212 177H210V179L208 178V182L211 184V183H214V182H216L217 180H220ZM39 182V183H38ZM1 184H2V182H0ZM26 184H28V185H26ZM25 184V189L26 190H30L31 191V195H34L36 192H37V194L39 193V195H44L45 193L47 194V192L49 193L50 191H49V189H50V186H48L46 183H44V182H42V181H39L38 179H35V180H32L30 183H26ZM33 184V185H32ZM4 186V185H3ZM104 186V185H103ZM101 186V187H98V190H99V193H103L104 191H105V195H107L106 197L107 198H109V200H110V198L112 199V197H109V196H111L112 195V193H111V191H109L107 188H106V186ZM103 187V188H102ZM29 188V189H28ZM36 188L39 190H36ZM46 188H47V190H46ZM49 188V189H48ZM100 188H101V190H100ZM2 189V188H1ZM0 189V190H1ZM35 189V190H34ZM46 191H45V190ZM7 189H3L2 191L4 192V191H6ZM33 190V191H32ZM43 190V191H42ZM106 190H108V191H106ZM10 191H9V189L7 190V194H8V196L9 195H11L12 197H13V199H12V197H10L9 196V199H8V201H13V202H15V201H18L19 199H18V197L20 198V196H19V194L20 193H17V192H14V191H12L11 193H9ZM43 192H45L44 194H43ZM6 193V192H5ZM15 193H17L16 195H15ZM109 194V196H108V194ZM14 196H13V195ZM18 199V200H17ZM152 200V199H151ZM150 200V201H151ZM148 202V203H151V202H153V201H151V202ZM108 202H111V200L110 201H108ZM177 202V201H176ZM176 202H174V204L172 205V206H170L169 207V209H171L172 207L174 208V207H180L181 205H182V203H176ZM176 203V204H175ZM147 204V203H146ZM142 205V206H141ZM143 203H141L140 204V206L141 207H143ZM164 210H168V208H163ZM103 211H105V210H103ZM109 211V210H108ZM32 212V211H31ZM30 212V213H31ZM90 212V211H89ZM88 211H84L82 214L83 215H81L80 216V218L81 219H83V221L81 220V219H79V217H78V219L79 220H77V219H75V218H71V219H68L67 220V222L65 221V223H66V226L65 225H63V224H65L63 221L62 222H60L61 220H62V214H58V213H56L57 214V216H55L56 214L55 213H52L50 216H52L53 214V219H54V221H53V223H52V218L49 216L48 218H49V222H48V218H47V221L45 222V220L43 221V220H39V222L40 223H37L38 221H36L34 224V226H35V229H29V231L28 230H23V228H18L17 226L15 227L14 225H12L10 222L8 223V221L7 220H9V219H4V217H3V219L4 220H2V218H1V223H0V225L1 224H4V221L9 225V227H8V225L5 223L4 225H5V227H4V225H2V226H0V264H9V262H12L11 264H15V262H18L20 259H21V261H20V263H16V264H21V262H22V264H24L25 262H23V261H25V259L26 258H29L30 259V261H29V264H79V262H88L89 260V264H94V262H96L95 264H106L107 262H108V259L106 258V254L105 253H103V254H100V252H98L97 250H95V249H92V250H90L89 249V251H86L85 252V254L84 253H79V255H76L77 253H74V252H72L71 253V255L69 256V253H67L68 252V249H72V248H75V247H77V245H76V243H77V241H76V239L79 237V236H83V237H81V238H85L86 236H88V234L89 233H94L95 234V232L97 233V232H100V231H97V229H103V226H104V228L105 229H103V230H107L108 228H106V227H108L109 226V229L107 230V231H103V230H101V232H104L103 233V235H105V233L106 232H108V233H106V235L108 234H113V232H111L112 230L113 231H115L114 229L115 228H113V227H110L111 225H108L107 226V224H103L102 225V223H96L95 225L96 226H94V224H93V222L92 221H90L89 219H94V218H92V217H96V215H100L101 213V216L102 215H104L103 213L104 212H99V213H96L95 214V212L94 213H89ZM105 212H107V211H105ZM107 213H109V212H107ZM117 214H121V211H118L117 212ZM32 217H33V215L32 214H30ZM60 215H61V217H60ZM54 216H55V218H54ZM41 217H43V218H45V216H41ZM57 217H60L61 219H57ZM64 218H65V216H63ZM50 218H51V220H50ZM56 219V220H55ZM72 219L74 220V222L75 223H73L72 224ZM57 220H58V222H57ZM88 220V221H87ZM51 221V222H50ZM80 221V222H79ZM87 223V225H86V223ZM3 222V223H2ZM80 224H79V223ZM81 222H84V223H82L81 224ZM90 222H91V224H90ZM36 223H37V227H36ZM43 223H45V224H43V225H46V223L47 224H49L50 223V226L52 227H50L49 225H46L45 226V228H47V229H45V228H42V224ZM51 223H52V225H51ZM56 223V224H55ZM61 223V224H60ZM69 225H68V224ZM71 223V224H70ZM76 223H78V224H76ZM89 223V224H88ZM13 226H11V225ZM76 224V225H75ZM101 224V225H100ZM7 225V226H6ZM42 225V226H41ZM63 225V226H62ZM71 225V226H70ZM75 225V226H74ZM34 226H33V228H34ZM57 226H58V228H57ZM67 226H69L68 228H67ZM98 226V227H97ZM101 228H100V227ZM42 229H41V228ZM44 227V226H43ZM48 227H50L49 229H48ZM59 227H60V230H62V231H59L58 229H59ZM62 227H64V229L62 228ZM97 227V228H96ZM17 228V229H16ZM55 228H56V230H55ZM62 228V229H61ZM66 228V229H65ZM84 228V231L82 230ZM90 228H91V230H90ZM44 229V230H43ZM53 229V230H52ZM75 229V230H74ZM87 229V230H86ZM2 230V231H1ZM23 230V231H22ZM30 230H32V231H30ZM47 230H52L51 232L50 231H47ZM74 230V231H73ZM80 230V231H79ZM92 230H94V231H92ZM96 230V231H95ZM24 231H26V232H24ZM59 231V232H58ZM68 231V232H67ZM82 232L81 234L79 233V232ZM87 231H89V232H87ZM90 231H92V232H90ZM5 232V234H7L6 236H4L2 233H4ZM13 232H15V235H14V233ZM50 233V235L49 234H46V233ZM68 233V235H66L67 233ZM71 232H72V235H71ZM78 233V234H76V233ZM100 232V233H101ZM39 233V234H38ZM69 233H70V235H69ZM73 233H74V235H73ZM85 233V234H84ZM12 235V236H14V237H16V238H14V239H12L13 237H11L10 235ZM37 234L40 236V234H44L43 235V237H37ZM48 235L49 236V240L47 241V239H48V236L46 237V235ZM51 234H52V236H51ZM64 234V235H63ZM83 234V235H82ZM87 234V235H86ZM31 235H33V238H32V236ZM53 235H55L54 237L56 238V239H53L54 237H53ZM65 236V237H63V236ZM85 235V236H84ZM105 235V236H106ZM19 236V237H18ZM37 237V239H35L36 237ZM51 236V237H50ZM60 236V237H59ZM21 237H23V238H21ZM24 237H27V238H24ZM29 237V238H28ZM58 237V238H57ZM19 238V239H18ZM21 238V239H20ZM40 238H43V239H40ZM45 238V239H44ZM60 238V239H59ZM71 238V243H70V239ZM76 238V239H75ZM25 239V240H24ZM75 240L76 241V243H75V241H73V240ZM3 240V241H2ZM17 240V241H16ZM67 240H69V243H68V241ZM33 241V242H32ZM64 242V241H67V243L66 242H64L63 244H62V242ZM8 244H7V243ZM58 243V245H57V243ZM74 242V243H73ZM46 243V244H45ZM44 244V245H43ZM61 244H62V246H61ZM39 245H42V246H39ZM55 245V246H54ZM65 245V246H64ZM49 246V247H48ZM58 246V247H57ZM60 246H61V248H63V247H65L64 249H60ZM51 247V248H50ZM56 247V249L55 250H57L58 249V251L57 252H55L54 251V248ZM67 247H69V248H67ZM45 248H48V250H45V251H42L41 252V249L43 250V249H45ZM50 248V249H49ZM53 248V250H51ZM53 252V253H50L51 251ZM50 251V252H49ZM97 251V252H96ZM48 252L50 253V255L52 254V256H50L49 254H48ZM92 252H95V253H97V255L95 254L94 255V253H92ZM43 253V254H42ZM45 253H46V255H45ZM38 254L40 255V256H43V258L45 257H47L46 259L44 258L43 260L45 261H43L42 259H40L41 257H39L38 256ZM66 254H68L67 256H66ZM86 254L88 255V256H86ZM89 254H92L91 256L89 255ZM99 254V255H98ZM2 255V256H1ZM6 255V256H5ZM80 255L82 256V257H80ZM8 259V260H6V258ZM35 256V257H34ZM77 256H79V258H80V260H79V258H77ZM102 257V258H100V257ZM1 257H2V259H1ZM3 257H4V259L6 260H3ZM11 257V258H10ZM39 257V258H38ZM33 258H35V259H33ZM50 258V259H49ZM98 258V259H97ZM105 258V259H104ZM37 259V260H36ZM62 259H64V261L62 260ZM69 259V260H68ZM77 259V260H76ZM107 259V260H106ZM40 260V261H39ZM57 260L58 261H60V260H62V261H60L59 263H57ZM94 260V261H93ZM96 260V261H95ZM34 261V262H33ZM43 262V263H42ZM63 262V263H62ZM80 263V264H81ZM27 264V263H26Z\"/></svg>","mask_w":264,"mask_h":264}]
</instances>
